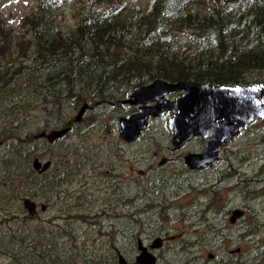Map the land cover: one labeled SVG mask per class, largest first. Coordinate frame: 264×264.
<instances>
[{"label":"trees","instance_id":"16d2710c","mask_svg":"<svg viewBox=\"0 0 264 264\" xmlns=\"http://www.w3.org/2000/svg\"><path fill=\"white\" fill-rule=\"evenodd\" d=\"M64 6H78L70 27L56 19ZM20 26L14 35L0 19V255L5 264H114L118 252L90 251L88 239L75 235L81 222L104 236L99 216L82 206L71 213L74 200L56 201L53 220L63 224L36 220L19 204L59 198L57 188L90 161L89 148L62 144L65 135L48 143L29 132L30 112L70 131L69 111L113 102L154 80L257 85L264 79V0H36ZM34 158L49 160V169L33 171ZM213 172L219 182L239 175L230 166Z\"/></svg>","mask_w":264,"mask_h":264},{"label":"rangeland","instance_id":"374dc122","mask_svg":"<svg viewBox=\"0 0 264 264\" xmlns=\"http://www.w3.org/2000/svg\"><path fill=\"white\" fill-rule=\"evenodd\" d=\"M35 4L36 0H0V19L5 28L13 30L14 35L22 33L21 18ZM76 10L78 6L59 8L56 11L59 25L72 26ZM126 94L113 102L96 101L89 105L79 121L75 120L79 107L68 112L71 130L62 144L89 148L90 161L81 166L69 184L57 188L62 192L59 198L51 194L46 202L29 200L36 205L34 218L61 223L53 220L59 214L57 206L61 201L67 206V202L74 200L71 213L76 206H82L90 217L99 216L96 221L102 224L104 234L98 239V226L96 229L78 222L77 238H87L86 248L90 251L111 252L114 256L118 252L129 264L137 254V240L148 248L154 238L163 239L160 248L150 251L156 264H209L207 253L218 261L230 252L236 254V248L248 260L245 264H264V120L234 137L221 150L216 164L217 169H222L229 162L241 175L256 178L248 186L258 191L257 196L249 200L240 193L242 187L240 183L235 186V181L216 188L215 193L207 192L204 188L215 179L214 172L207 169L190 175L181 160L186 153L200 150L202 142L192 138L181 148L173 149L167 119L148 117L139 139L130 144L122 142L117 135L118 119L137 111L133 112L134 106L121 104ZM41 106L47 108L48 103ZM30 114L35 115L28 127L31 133L47 134L57 126L45 113ZM3 152L0 148V155ZM162 159L172 161L158 166ZM40 206H44V211H40ZM234 208L242 210L244 216L233 228L226 223L227 215L218 212ZM91 240H95L94 247L90 246ZM193 258L200 259L192 261ZM113 262L116 264V260ZM5 263L0 255V264Z\"/></svg>","mask_w":264,"mask_h":264},{"label":"water","instance_id":"95a60500","mask_svg":"<svg viewBox=\"0 0 264 264\" xmlns=\"http://www.w3.org/2000/svg\"><path fill=\"white\" fill-rule=\"evenodd\" d=\"M181 93L169 101L168 95ZM264 79L257 85L226 86L180 81L167 83L154 80L127 93L122 105L138 106L137 111L127 118L118 119V138L125 143L137 140L147 127V118H163L167 113V129L171 132L170 144L180 148L194 137H200L206 142L200 153H189L183 157V163L190 169L201 170L217 161V153L243 128L256 121L264 119ZM83 104L78 110L75 120L79 121L85 109ZM69 128L53 129L47 134L40 133L36 137L44 138L52 143L65 134ZM160 160L158 165L163 164ZM33 171L41 174L50 167V161H40L34 158L31 162ZM22 207L29 216L35 213L34 202L24 199ZM44 211V206L39 207ZM239 211L232 212L229 221L235 220ZM161 240L155 238L148 246L149 250L160 248ZM137 254L134 264H156V258L141 244L136 242ZM116 264H127L125 259L117 254Z\"/></svg>","mask_w":264,"mask_h":264},{"label":"flooded vegetation","instance_id":"af4514ba","mask_svg":"<svg viewBox=\"0 0 264 264\" xmlns=\"http://www.w3.org/2000/svg\"><path fill=\"white\" fill-rule=\"evenodd\" d=\"M181 95V93H177V94H171V95H168L167 96V99H169V98H173V100L174 99H176V98H178L179 96ZM124 100V99H123ZM170 100V99H169ZM131 107H133V106H131ZM135 110H137V106H134V111L133 112H135ZM132 112V113H133ZM131 114V113H130ZM168 116H169V113H167L166 115H165V117H163V118H160V119H162V120H165V119H168ZM264 120V119H263ZM260 121H262V120H260ZM256 122H259V121H256ZM256 122H254V123H256ZM254 123H251L249 126H251L252 124H254ZM249 126H247V127H245V128H243L239 133H241L242 131H244L246 128H248ZM238 133V134H239ZM237 134V135H238ZM236 135V136H237ZM235 136V137H236ZM234 138V137H233ZM232 138V139H233ZM194 139H199L201 142H202V146H201V148H200V150H195L194 152H193V154H196V153H200V152H202V148H203V146H204V143L206 142V140H204V139H200V137H194L193 138V140ZM231 139V140H232ZM192 140V139H191ZM230 142V141H229ZM229 142L227 143V144H225L224 146H222L221 148H220V150H219V152L217 153V161H216V163L215 164H213V165H210L209 167H207V168H205V169H201V170H194V169H190V168H188L184 163H183V165H184V168L187 170V172L188 173H190V175L191 174H193V173H198V172H200V171H204V170H207V169H211L212 171L213 170H216V171H226L227 169H228V167L230 166L231 167V169H233L236 173H238L239 175H233V176H231V177H226L225 179H223V180H226V181H217V179H216V177H215V179L213 180V181H211V183L209 182V184L204 188V189H207V188H210V187H213V188H211V189H209L207 192H212V193H215L216 191H215V189L216 188H219V187H221V186H224L225 184H227V183H229V182H233V181H235V186L238 184V183H240V179H241V177H244V178H248V180H250V181H248V182H246L245 184H241L240 183V186L242 187L241 188V190H240V193H244L245 195H247L248 196V199L250 200V199H252V198H254V197H256L257 196V193L256 192H258V191H256V190H251L250 189V187L248 186V183H249V185L250 184H252L253 185V183H255L256 182V178L255 177H245V176H243V175H241L240 174V172L235 168V167H233L229 162H226V164L224 165V167L222 168V169H217V163H218V161H219V155H220V152H221V150L226 146V145H228L229 144ZM173 147V146H172ZM182 147V146H181ZM180 147V148H181ZM173 149H177V148H173ZM186 154H189V153H186ZM185 156V155H184ZM184 156H182V158H181V160H182V162H183V157ZM169 161H172V159H165L164 160V162H163V164H166V162H169ZM223 161H226V160H223ZM160 162V161H159ZM162 165V164H161ZM158 166H160V165H158ZM187 175H189V174H185V177L187 176ZM245 180H247V179H245ZM239 193V192H238ZM239 193V194H240ZM255 194V195H254ZM205 209H206V206H205ZM235 210H238L239 211V216L235 219V220H233V221H229V219H230V217H231V214H232V212L233 211H235ZM209 211V210H208ZM207 212V211H206ZM218 214H226L227 215V218H226V223H227V225L229 226H232L233 228L235 227V223L239 220V219H241V217L242 216H244V213H243V211L242 210H240V209H238V208H234V209H229L228 211H227V209H221V211L220 212H218ZM155 239V238H154ZM160 239V238H159ZM161 241L163 240L162 238L160 239ZM147 248V247H146ZM236 250V254H233L232 252H230V253H228V254H226V256L225 257H223V258H219V260L217 261V260H215L214 259V256L212 255V254H209V253H207L206 254V258L208 259L207 260V262L209 263V264H245V262L246 261H248V260H246L245 258H244V256L242 255V254H239L240 252H239V248H236L235 249ZM231 257L233 258V260H231ZM196 259H200V258H193L192 259V261H194V260H196ZM231 260V261H230ZM127 262V261H126ZM215 262V263H214ZM127 264H129L128 262H127ZM132 264H134V263H132Z\"/></svg>","mask_w":264,"mask_h":264},{"label":"bare ground","instance_id":"6f19581e","mask_svg":"<svg viewBox=\"0 0 264 264\" xmlns=\"http://www.w3.org/2000/svg\"><path fill=\"white\" fill-rule=\"evenodd\" d=\"M194 224H196V223H194ZM194 224H193V225H194ZM191 225H192V224H191ZM195 229H196V228H195ZM197 229H198V228H197ZM192 230H193V229H192ZM218 235H219V234H218Z\"/></svg>","mask_w":264,"mask_h":264}]
</instances>
